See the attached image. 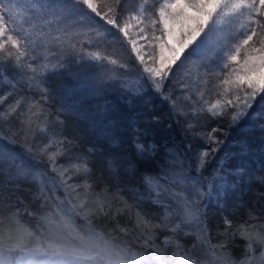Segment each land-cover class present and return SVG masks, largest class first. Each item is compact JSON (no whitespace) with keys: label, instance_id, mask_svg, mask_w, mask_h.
Instances as JSON below:
<instances>
[{"label":"snow or ice","instance_id":"1","mask_svg":"<svg viewBox=\"0 0 264 264\" xmlns=\"http://www.w3.org/2000/svg\"><path fill=\"white\" fill-rule=\"evenodd\" d=\"M6 200L264 264V0H0Z\"/></svg>","mask_w":264,"mask_h":264},{"label":"rangeland","instance_id":"2","mask_svg":"<svg viewBox=\"0 0 264 264\" xmlns=\"http://www.w3.org/2000/svg\"><path fill=\"white\" fill-rule=\"evenodd\" d=\"M215 2L202 0L205 9H211ZM36 183L39 185V181ZM30 204L46 209L47 221H52V225H45L46 222L41 220L24 225L11 215L0 213V245L30 247L40 251L29 253L17 264H136L138 260L157 262L150 261L156 255L152 249L143 248L131 238L114 232L102 220H90L74 212L64 216L51 205ZM209 215H214V209L209 210ZM65 219L70 220L71 229L64 226Z\"/></svg>","mask_w":264,"mask_h":264},{"label":"trees","instance_id":"3","mask_svg":"<svg viewBox=\"0 0 264 264\" xmlns=\"http://www.w3.org/2000/svg\"><path fill=\"white\" fill-rule=\"evenodd\" d=\"M1 212L11 215L24 225L27 223L31 224L37 220L46 222L45 225H52V221H49V219L47 221V210L39 209L31 204H28V206L25 207L24 204H17L15 201L6 200L4 202H0V213ZM31 252L38 253L40 251L30 247H10L7 245H0V264H17L21 258L26 257ZM136 264H157V262H144L138 260Z\"/></svg>","mask_w":264,"mask_h":264}]
</instances>
